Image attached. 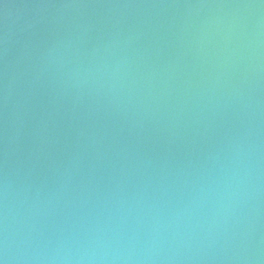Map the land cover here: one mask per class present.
I'll return each instance as SVG.
<instances>
[{
    "label": "water",
    "instance_id": "water-1",
    "mask_svg": "<svg viewBox=\"0 0 264 264\" xmlns=\"http://www.w3.org/2000/svg\"><path fill=\"white\" fill-rule=\"evenodd\" d=\"M0 264H264V0H0Z\"/></svg>",
    "mask_w": 264,
    "mask_h": 264
}]
</instances>
